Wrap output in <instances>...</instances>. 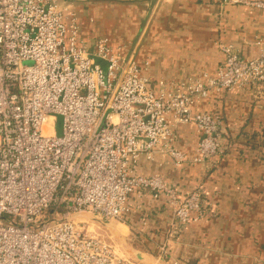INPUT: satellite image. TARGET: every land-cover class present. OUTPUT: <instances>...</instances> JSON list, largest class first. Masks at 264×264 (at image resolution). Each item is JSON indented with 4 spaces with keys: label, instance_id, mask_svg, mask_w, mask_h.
Segmentation results:
<instances>
[{
    "label": "built area",
    "instance_id": "2783aa9c",
    "mask_svg": "<svg viewBox=\"0 0 264 264\" xmlns=\"http://www.w3.org/2000/svg\"><path fill=\"white\" fill-rule=\"evenodd\" d=\"M76 1L0 0V264H133L67 216L126 223L146 195L172 208L170 239L214 214L200 189L183 194L161 175L142 174V162L164 155L183 167L178 126L201 135L192 163L215 162L227 146L223 121L199 105L223 91L264 87L262 43L250 59L222 45L215 77L153 90L149 64L134 52L80 37ZM218 1L264 9V0ZM158 250L170 257L165 243Z\"/></svg>",
    "mask_w": 264,
    "mask_h": 264
},
{
    "label": "crops",
    "instance_id": "0c3cea01",
    "mask_svg": "<svg viewBox=\"0 0 264 264\" xmlns=\"http://www.w3.org/2000/svg\"><path fill=\"white\" fill-rule=\"evenodd\" d=\"M74 11L84 41L107 39L116 51L134 52L139 64H149L146 73L157 91L215 77L225 61L222 45L250 59L264 43V9L218 0H77ZM199 109L221 117L224 155L192 163L201 135L178 126L176 147L189 161L177 168L157 155L142 162L141 173L161 175L183 194L200 189L214 214L170 239L173 210L166 200L146 195L134 201L127 222L110 229L125 250L119 255L133 264H264V87L223 91ZM164 243L168 258L158 250Z\"/></svg>",
    "mask_w": 264,
    "mask_h": 264
},
{
    "label": "rangeland",
    "instance_id": "374dc122",
    "mask_svg": "<svg viewBox=\"0 0 264 264\" xmlns=\"http://www.w3.org/2000/svg\"><path fill=\"white\" fill-rule=\"evenodd\" d=\"M52 124L55 126V131L58 136H61L63 134V119L61 116L56 115L54 121ZM61 217L66 216L64 212L60 213ZM68 219H71L75 222H86L88 228L93 233L100 234L101 237L109 241V243L114 247L115 251L118 254L123 255L125 250L122 248L120 242L117 239V236L115 233H112L110 231H115V229H118L117 221L114 220H107L103 219L102 217L92 214V213H82V214H71L67 216ZM66 217V218H67ZM121 234V232L119 231ZM129 242V241H128Z\"/></svg>",
    "mask_w": 264,
    "mask_h": 264
},
{
    "label": "trees",
    "instance_id": "16d2710c",
    "mask_svg": "<svg viewBox=\"0 0 264 264\" xmlns=\"http://www.w3.org/2000/svg\"><path fill=\"white\" fill-rule=\"evenodd\" d=\"M249 146H250V147H259L260 145L257 144L256 141H250V142H249Z\"/></svg>",
    "mask_w": 264,
    "mask_h": 264
},
{
    "label": "water",
    "instance_id": "95a60500",
    "mask_svg": "<svg viewBox=\"0 0 264 264\" xmlns=\"http://www.w3.org/2000/svg\"><path fill=\"white\" fill-rule=\"evenodd\" d=\"M136 256L139 258V259H142V255L140 253H137Z\"/></svg>",
    "mask_w": 264,
    "mask_h": 264
}]
</instances>
